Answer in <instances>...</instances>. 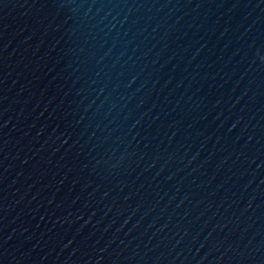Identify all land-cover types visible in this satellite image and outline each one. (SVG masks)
<instances>
[{"label": "water", "instance_id": "95a60500", "mask_svg": "<svg viewBox=\"0 0 264 264\" xmlns=\"http://www.w3.org/2000/svg\"><path fill=\"white\" fill-rule=\"evenodd\" d=\"M0 264H264V0H0Z\"/></svg>", "mask_w": 264, "mask_h": 264}]
</instances>
